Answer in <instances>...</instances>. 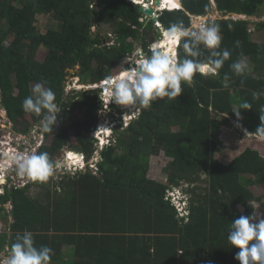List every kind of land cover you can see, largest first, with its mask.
<instances>
[{
    "label": "trees",
    "instance_id": "obj_1",
    "mask_svg": "<svg viewBox=\"0 0 264 264\" xmlns=\"http://www.w3.org/2000/svg\"><path fill=\"white\" fill-rule=\"evenodd\" d=\"M181 6L159 14L162 28L180 21L191 27L193 16L217 11L220 17L206 25H219L218 50H229L230 59L216 74L196 73L190 83L182 82V94L173 100L157 99L147 109L136 105L137 115L113 129L114 138L99 151L94 167L61 175L57 183L49 177L5 185L0 212L12 220L9 233L0 235V250H9L18 235L31 231L37 247L53 249L50 264H239L234 259L239 249L230 245L227 234L232 220L255 211L260 199L251 186L264 184V155L245 146L225 159L221 149L229 140L225 126L231 118L237 121L235 108L249 133L260 124L264 42L252 39L249 25L264 30V21L229 15L253 17L264 0H181ZM40 14L50 15L45 33L35 27ZM140 18L138 7L127 0H0V103L13 132L25 137L43 119V113L22 108L32 94L30 84L43 83L54 91L57 123L52 131L41 128L49 142L35 151L47 152L54 167L63 148L83 153L86 160L95 151L89 134L97 124L102 90L73 89L66 95L69 70L79 65L77 75L85 84L108 77L117 62L132 54L134 43L128 39L145 49L160 36L151 19ZM101 22L113 25V43L93 31ZM40 48L46 53L39 60ZM199 48L201 55L192 59L206 60L211 50L202 44ZM184 55L178 46V59ZM245 58L253 70L237 75L230 65ZM244 101L251 110L240 107ZM81 109L83 120L73 121L74 111ZM237 131L230 134H243ZM161 151L169 158V184L147 176L150 156ZM202 174L205 187L199 188ZM182 184L187 185L179 190L185 196V215L167 197Z\"/></svg>",
    "mask_w": 264,
    "mask_h": 264
},
{
    "label": "clouds",
    "instance_id": "obj_2",
    "mask_svg": "<svg viewBox=\"0 0 264 264\" xmlns=\"http://www.w3.org/2000/svg\"><path fill=\"white\" fill-rule=\"evenodd\" d=\"M127 1L138 8L139 6L144 8L147 5L146 0H142L144 1L142 4H139L137 0ZM158 5L154 2L153 6H155L156 10ZM176 5H178V8H161L157 11L154 10V13L158 15L159 19L158 12L181 9V0H177ZM153 6L151 7L153 8ZM141 15L142 18L140 20L146 19L144 14L141 13ZM154 25L159 30L162 29L163 34L160 38L167 43H158L157 40L155 44L148 45L147 49L145 48L146 56L143 54L142 49L138 50L140 58L135 57L133 62L128 64V67L110 74L98 83L85 84L94 85L93 89L100 87L102 90L99 94V108L103 105V102H106L103 97H108L109 100L106 105L113 110L135 105L147 109L157 99L168 98L169 100H173L182 94V82L190 83L196 73H200L201 75L216 74L223 67L225 61L231 57L229 50H218L222 41L219 25L209 24L202 26L196 23L191 27H186L183 21H180L171 23L167 29H164L158 20L154 22ZM201 44L204 48L211 50L210 55L203 61L192 59L201 55L199 48ZM178 46L182 47L185 54L184 58L178 59ZM246 67L247 64L243 59L237 60L230 65V68L237 75H242ZM224 79H229L227 73ZM253 97L258 99L259 93H253ZM55 101L56 95L51 88L45 87L43 83H36L32 88V94L23 100L22 108L27 113L37 115L43 113V119L41 120L43 131H52L53 126L57 123V114L59 113V108ZM240 107L251 110L252 106L249 102L244 101ZM137 112L133 118L137 115ZM234 113L237 118L235 124L237 128H241L245 135H254L258 141L264 142V109L261 110V115L259 116L260 124L252 133H249L239 123L242 119L241 111H235ZM119 123L125 124L121 117L117 123L112 125V128L116 127ZM95 129L98 130L95 126L92 132ZM105 132L98 133L95 139H93L94 147L95 143L99 145L101 138L103 140L106 138ZM112 135L113 133H111L108 139H111ZM109 143H103L104 145L100 150L109 145ZM63 149L62 161L65 165L62 166V171L64 174H74L81 170L84 171L82 168H86L87 165H79L73 161V159L85 158L84 154L68 148ZM70 153H74V155L78 154L81 157L71 158ZM15 164L18 175L40 182L47 181L53 174L54 169V165L47 152L33 151L29 154H22L16 158ZM171 191L169 190L167 193V197H169L171 203L174 202L177 205L180 215L187 214L188 211L186 210V203L184 201L185 196L180 193L179 197L173 200V195L169 193ZM227 240L232 247L239 249L234 256V259L239 264H264V214L257 217L253 212L251 215H240L232 220ZM6 250L8 254L4 260L0 261V264H50L54 255L52 248L45 245L39 247L35 245L34 236L31 231H25L18 235L15 242L11 244L10 249L6 248ZM209 264H212V262L209 261Z\"/></svg>",
    "mask_w": 264,
    "mask_h": 264
},
{
    "label": "rangeland",
    "instance_id": "obj_3",
    "mask_svg": "<svg viewBox=\"0 0 264 264\" xmlns=\"http://www.w3.org/2000/svg\"><path fill=\"white\" fill-rule=\"evenodd\" d=\"M155 2V0H154ZM161 12H158L160 14ZM36 21H35V27L41 32L45 33L48 24L51 22L50 21V15L48 14H40L36 16ZM220 17V13L217 11H213L211 14L207 16H194L191 18L192 25H195L196 23L201 24L202 26H207L206 22L215 18ZM241 18L244 17L245 19H250L253 21H264V6L259 8L257 14L253 17H245V16H240V15H229V18ZM145 20V19H144ZM149 20V19H146ZM250 30L252 31L251 37L254 41L257 42H264V30H254V25L250 24L249 25ZM100 31V35L102 38H108L110 39V42L108 43H113V30L114 27L112 24L107 23V22H101L95 24L93 26V31ZM160 36H162V29L159 30ZM160 36L158 37V41L161 40ZM129 41H132L134 43V49L129 57L123 58L121 61L117 62L115 64V67L113 69V74L118 72L121 69H124V67H128L130 62H133L134 58H140L138 54V50H143V54L146 56V51L141 47L140 44H138L137 41H133L131 39H128ZM155 44L154 42H151L149 44L153 45ZM147 49V48H146ZM46 53V50L44 48H40L39 53H38V59H42ZM247 67L245 70L248 72H252L253 65L250 63V60L248 58L243 59ZM80 71V66L76 65L72 69L69 70V76L67 77V82H66V87H65V94L67 95L68 93L72 92L73 89H77V91L81 90H88V89H93L94 85H85L87 83V80H80L78 77V73ZM31 92L32 88L34 87L35 84L31 83ZM83 85V86H82ZM103 99L106 102H103V105L97 110V124L96 127L98 130H94L93 132L89 134V137H92L95 139V137L98 135V133L102 131H106L105 135L106 138L104 140H99L101 143H107L110 142L114 138V128H112V125L117 123V121L122 119V121L126 124L137 112V106H129L128 108L122 107L121 109H111L107 104V101L109 100L108 97H103ZM103 101V100H102ZM84 109L81 110H75L73 113V121L76 122H81L84 118ZM236 111V108H235ZM237 121L231 118L230 124L225 126V128L230 129L227 130L226 134L229 135V140H224L223 141V146L222 150H224V158H230L233 156L234 152L241 151L245 146H251L254 148H257L259 152L264 155V142L258 141L254 135H245L244 131H242L241 128H237L235 126ZM124 124V125H125ZM41 128H43L42 124H34L32 126V129L30 130L28 135L24 136H19L13 132L11 122L9 121L8 117L6 116L1 103H0V190L1 192L4 191V186L11 187L12 186H21L24 183L28 182L30 179L27 177H22L18 175L17 172V167L15 164V160L18 156L22 154H29L33 151H36L41 144L48 143L49 140H45L43 137V134L41 132ZM109 128V130H108ZM232 129H236L237 132L240 131L244 134H241L240 136H233ZM113 133L111 139H108ZM225 134V133H224ZM243 136L242 138H239ZM70 143L75 144L76 143V138L74 136H70ZM95 148L99 151L100 148H98L97 143H95ZM104 144H102L103 146ZM101 146V147H102ZM234 147V149H232ZM64 150V149H63ZM60 151L58 155L54 157L55 159V167L53 169V174L50 176L52 177V182L57 183V179H59V176L63 175L64 172L62 171V166L65 165V163L62 161V153ZM96 150V151H97ZM236 150V151H232ZM76 151V150H74ZM94 151L92 157L89 160H86V158L81 157L80 159H73L74 162L80 164H84L85 166L87 165L89 168L94 167L96 161L98 160L99 153ZM232 152V153H231ZM78 157V154H77ZM169 158L164 155V152L161 151L159 155H152L150 156L149 159V167L147 171V176L151 179H154L156 181L162 182L169 184V174L165 171L166 164L168 163ZM72 162V160H71ZM68 167V166H67ZM83 170L85 168H82ZM56 185V184H54ZM197 185L199 188L205 187V175L202 174L201 178L199 179ZM187 185L182 184L181 186H178V188L173 187L174 189H171L172 191L169 192L170 195L172 194L173 197L172 199L174 200L175 198L177 199L179 197L180 191L183 189H186ZM180 190V191H179ZM251 190L254 192V194L259 197V201H255V211L254 214L259 217L261 214H264V184L263 185H254L251 186ZM7 210L10 209V205H6ZM4 213L0 212V235L4 233H9L8 229V224L11 222V216H7L6 218L3 216ZM8 252L6 248L3 250H0V261L4 260V258L7 256ZM69 255V250L68 248L63 249V256L66 257Z\"/></svg>",
    "mask_w": 264,
    "mask_h": 264
},
{
    "label": "bare ground",
    "instance_id": "obj_4",
    "mask_svg": "<svg viewBox=\"0 0 264 264\" xmlns=\"http://www.w3.org/2000/svg\"><path fill=\"white\" fill-rule=\"evenodd\" d=\"M137 2L139 4H142L144 1L137 0ZM176 2H177V0H161V4L157 6V10L158 9L160 10L161 8L162 9H166V8H173V9H175V8H178V5H176ZM150 5L151 6L154 5V1L153 0L150 1ZM153 9H155V6H153ZM162 42L163 43H167L166 41H163L162 39L158 41V43H162ZM101 140H103V139L101 138ZM69 155H70L71 158L77 157V155H74V153H70ZM80 157L81 156H78L77 158H80ZM0 192H1V190H0Z\"/></svg>",
    "mask_w": 264,
    "mask_h": 264
},
{
    "label": "water",
    "instance_id": "obj_5",
    "mask_svg": "<svg viewBox=\"0 0 264 264\" xmlns=\"http://www.w3.org/2000/svg\"><path fill=\"white\" fill-rule=\"evenodd\" d=\"M149 1L150 0H146L147 5H145V8L139 6L138 11L144 14L146 19H151L153 22H155L158 20V15L154 13V9L149 5ZM160 3H161V0H155L156 5ZM241 18H244V17H241Z\"/></svg>",
    "mask_w": 264,
    "mask_h": 264
},
{
    "label": "built area",
    "instance_id": "obj_6",
    "mask_svg": "<svg viewBox=\"0 0 264 264\" xmlns=\"http://www.w3.org/2000/svg\"><path fill=\"white\" fill-rule=\"evenodd\" d=\"M154 10L157 11L156 8H155ZM102 144H103V143L99 142L98 147L101 148ZM96 150H97V149H96ZM96 150H95V151H96ZM99 150H100V149H99ZM96 152H98V150H97ZM98 153H99V152H98Z\"/></svg>",
    "mask_w": 264,
    "mask_h": 264
},
{
    "label": "crops",
    "instance_id": "obj_7",
    "mask_svg": "<svg viewBox=\"0 0 264 264\" xmlns=\"http://www.w3.org/2000/svg\"><path fill=\"white\" fill-rule=\"evenodd\" d=\"M194 17V16H193ZM201 17V16H200ZM204 17V16H203ZM242 19H245V18H242Z\"/></svg>",
    "mask_w": 264,
    "mask_h": 264
}]
</instances>
